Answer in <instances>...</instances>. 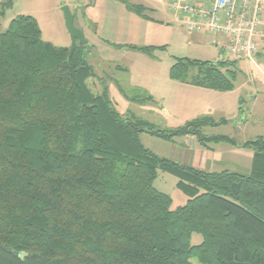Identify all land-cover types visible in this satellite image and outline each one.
<instances>
[{
    "label": "trees",
    "instance_id": "16d2710c",
    "mask_svg": "<svg viewBox=\"0 0 264 264\" xmlns=\"http://www.w3.org/2000/svg\"><path fill=\"white\" fill-rule=\"evenodd\" d=\"M89 48L71 54L45 41L32 15L0 31V264H264V136H208L210 117L170 130L123 117L107 89L88 83ZM129 48L151 55L156 47ZM237 61L177 57L170 76L232 91ZM185 130L206 147L252 150L250 171L180 164L140 140L141 131L173 141ZM159 170L177 177L184 205L173 210L155 187Z\"/></svg>",
    "mask_w": 264,
    "mask_h": 264
},
{
    "label": "rangeland",
    "instance_id": "374dc122",
    "mask_svg": "<svg viewBox=\"0 0 264 264\" xmlns=\"http://www.w3.org/2000/svg\"><path fill=\"white\" fill-rule=\"evenodd\" d=\"M7 1L0 0V6ZM167 3L170 8L171 0H12V4L0 18V31L7 30L10 22L17 16L32 15L39 20L45 41L56 46L71 47L72 37L67 29L63 10L65 6H69L75 26L84 31L90 42L87 59L96 74L88 80L91 88L95 92L107 89L114 109L123 117L133 114L161 129L184 128L185 125H181L187 120L184 115L190 109L194 110L192 108L198 97L178 92L176 87L181 85L180 82H173V86H169L170 68L176 58L215 61L233 58L222 51L218 52L220 48L215 45L195 41L192 34L173 21V16L167 12ZM139 5H152L158 9L156 13L149 7L142 9L144 15L157 20L150 18L155 24H147L131 10L132 6ZM165 20H169V23L164 22ZM148 25H154L153 29ZM120 44L123 46H119ZM150 44L157 45L151 55L129 49V46L140 48ZM236 67V95L242 97L240 102L243 99L242 104L239 103L241 116L234 117V98L230 101L229 110H225L229 123L204 127L202 131L208 136H229L241 143L264 136V52L253 60H238ZM244 115L247 116L246 122L240 123ZM140 140L155 154L188 166H198L196 159L199 153L206 156V148L201 145L198 136L188 130L173 141L141 131ZM222 145L231 147L229 144ZM220 157L227 159L224 161V169H239L245 173L251 169V165L242 160L236 161L240 165L231 163L233 157L228 151ZM177 182L176 176L161 170L154 182L157 189L172 197L173 210L188 200L187 195L177 187ZM201 242L202 236L194 234L192 243ZM193 263L201 264L197 259H193Z\"/></svg>",
    "mask_w": 264,
    "mask_h": 264
},
{
    "label": "built area",
    "instance_id": "2783aa9c",
    "mask_svg": "<svg viewBox=\"0 0 264 264\" xmlns=\"http://www.w3.org/2000/svg\"><path fill=\"white\" fill-rule=\"evenodd\" d=\"M177 22L207 34L236 60H253L264 39V0H171Z\"/></svg>",
    "mask_w": 264,
    "mask_h": 264
},
{
    "label": "crops",
    "instance_id": "0c3cea01",
    "mask_svg": "<svg viewBox=\"0 0 264 264\" xmlns=\"http://www.w3.org/2000/svg\"><path fill=\"white\" fill-rule=\"evenodd\" d=\"M142 6H144L145 10H146V8L149 7V9L154 13H156V10H158L156 7H153L152 5H150V6L148 5V7H146L145 5H142ZM167 6H168L167 12H168V14L170 13L173 16V21L175 23H177L180 27H182L184 30L189 32V34H192L194 36L195 41H198L201 43H206V44H209L211 46L214 45L212 43V37L210 35L190 32L182 24L177 22L174 13L171 11V8H169L168 3H167ZM263 16H264V14H263ZM138 17H141L142 20H145L147 22V24L150 22H152L151 24H155V23H153L154 21H152V20L153 19L156 20V19L153 17H150L146 14H145V16L138 15ZM150 18H152V20ZM164 22L169 23V20H165ZM148 26H150V27L152 26V29L154 27V25H148ZM146 46H148V45H146ZM150 46L156 47L157 45L150 44ZM131 50H133V49H131ZM220 51L221 50H219L218 52H220ZM263 52H264V39H262L259 43V51H258L256 57L259 56ZM196 59L203 60L201 58H196ZM205 60L215 61L213 59H205ZM118 68L123 69V67H121V66H118ZM169 77H170L169 86H173V84H174L173 82H180L181 85L176 87V90L178 92L183 93L184 95H189V96L196 95L198 97V99L196 100V103L193 105L194 107L192 108L194 110L191 111V109H190L189 112L184 115L185 117L187 116L186 117L187 120L184 124H181V125H186L188 122L193 121L197 118H201V117H210V118L214 119L216 121V123L213 126H221L223 124H228L229 123V120L227 118L228 113L225 110H229L230 101L234 98L235 99L233 100V102L236 101L235 116L234 117L238 118L241 116V114H242L241 109H240L241 106H239V105L242 104L241 102H243V99L240 102V99L242 97L240 95H236V91H237L236 89L234 91L233 90L232 91H217V90H212V89L200 87V86L188 83V82H181V81L173 80L170 76V73H169ZM237 98H239V100ZM255 101L256 100H253V102H255ZM170 115H172L171 112H170ZM246 119H247V116L244 115L243 121H241V122L239 121V122L245 123ZM239 122H237V123H239ZM206 127H209V126H206ZM245 141L246 140L241 141V143H243ZM222 143L229 144L226 142H220V143H216L215 145H212V146L210 144L208 147L204 146L206 148L205 149L206 150V153H205L206 156L204 155V153H201V154L199 153V155L197 156V159H196V163L198 165L196 168H199L202 170H207V171H219V170H217L218 168H223L222 170H226V168L224 169V165L226 164V162H224V161H226L227 159L220 157L221 154L224 155V153L226 151H228L229 154L231 155V157H233L232 158L233 161L231 163H233L234 165H240L236 161L242 160V161H245L247 164H250L252 167V162H253V157H254V152L252 150L240 147L238 145H233V144H229V146H231V147H223ZM245 150H250V151H245ZM213 156H216L217 158L214 159ZM233 167H236V166H233ZM234 170L237 171L239 169H234Z\"/></svg>",
    "mask_w": 264,
    "mask_h": 264
},
{
    "label": "water",
    "instance_id": "95a60500",
    "mask_svg": "<svg viewBox=\"0 0 264 264\" xmlns=\"http://www.w3.org/2000/svg\"><path fill=\"white\" fill-rule=\"evenodd\" d=\"M63 10L66 18V26L72 37V45H71V54H72L75 51L78 44L82 46H88L90 45V42L89 40H87L84 31L75 26L74 16L69 6H65Z\"/></svg>",
    "mask_w": 264,
    "mask_h": 264
}]
</instances>
